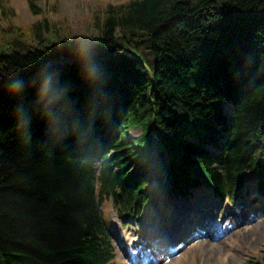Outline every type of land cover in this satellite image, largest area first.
<instances>
[{
  "label": "trees",
  "instance_id": "1",
  "mask_svg": "<svg viewBox=\"0 0 264 264\" xmlns=\"http://www.w3.org/2000/svg\"><path fill=\"white\" fill-rule=\"evenodd\" d=\"M88 30L37 22L0 48V264H110L83 150L124 211L153 204L167 158L184 196L264 199V0H127Z\"/></svg>",
  "mask_w": 264,
  "mask_h": 264
},
{
  "label": "rangeland",
  "instance_id": "2",
  "mask_svg": "<svg viewBox=\"0 0 264 264\" xmlns=\"http://www.w3.org/2000/svg\"><path fill=\"white\" fill-rule=\"evenodd\" d=\"M126 2L127 0H3L0 6V48H4L6 45H19L27 40L32 41L31 29L37 22L46 21L49 25L50 33L60 31L77 35L87 34L89 32L88 27H92L99 17H103L110 5H120ZM32 3L34 7L31 6ZM128 133L131 136H136L139 134V129H132ZM199 198L205 200V197ZM162 201H158V208L155 211L158 214V224L166 226V224H169L173 208L170 206L169 200L163 204ZM208 204L210 205V203ZM102 205L104 216L108 217V200H103ZM240 211L241 208L238 212L240 213ZM213 212V215H211L213 219H218L219 221L223 217L232 219L224 207L218 206L216 211L214 210ZM253 213L254 211L251 212V214ZM112 215V218H115L113 212ZM259 215V217L254 219L240 220L238 227L232 229H228L230 220L227 219L225 221L227 225L222 234L211 232L205 236L200 233L199 239L195 241L189 240V243H184L178 248L180 251L177 254L173 257L168 256L164 260L160 259L157 264H172L173 258L179 255H182V258L177 261V264H192V260H189L190 258H195V260L202 258L203 262L209 261L211 264H216V259H218L219 255H225V253L230 255L234 253L236 256L222 264H253L252 262L264 257V214L259 213ZM148 217L149 215L146 213L144 222H147ZM239 228L243 230L252 229L251 232H256L255 238L252 237L253 240L249 244V248H252V250L235 247L234 245L233 248L230 246L232 245L230 241L237 236L235 231ZM124 230L139 237L143 231L134 223H128V225L124 226ZM113 237L114 243L119 246L120 234L118 228H114ZM146 237L144 236L143 239ZM208 242H213L214 244L211 246ZM256 245L257 248L255 247ZM144 249H150V243H146ZM128 254L127 251H125V254H118V256L121 255L123 257L121 262L118 260V264H128V258L126 259ZM117 259L119 258L117 257ZM187 260L189 261L187 262ZM217 264L219 263L217 262Z\"/></svg>",
  "mask_w": 264,
  "mask_h": 264
},
{
  "label": "bare ground",
  "instance_id": "3",
  "mask_svg": "<svg viewBox=\"0 0 264 264\" xmlns=\"http://www.w3.org/2000/svg\"><path fill=\"white\" fill-rule=\"evenodd\" d=\"M181 211H183V210L181 209ZM185 214H188V212H185ZM181 225H182L181 221L177 222V226H181ZM251 230L252 229H244L243 230L242 228H239L238 230H236L235 233H236L237 236L230 241L232 243V245H230V246L233 248V245H234L235 247H240V248H243V249H247L248 248L249 250H252V248L251 249L249 248V246H250L249 244L253 240L252 237L255 238L254 235H256V232H254V231L251 232ZM260 237H262V236L260 235ZM255 247L257 248V245ZM167 250H169V249H167ZM155 252H157V250ZM155 256H159V255L149 256L148 254H146L145 258L144 259L140 258V260H142V264H147V263H149V261H151V257H155ZM235 256L236 255L234 253H232L231 255L228 254V253H225V255L224 254L219 255L218 259H216V264H217V262L219 264H222L226 260L230 261V259L231 258L233 259ZM189 260H192L191 261L192 264H202V263L203 264H211L209 261H207V262L204 261L203 262L202 258L199 259V260L198 259L195 260V258H192V259L190 258ZM172 264H177V263H172Z\"/></svg>",
  "mask_w": 264,
  "mask_h": 264
}]
</instances>
